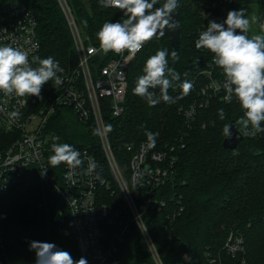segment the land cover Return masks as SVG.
Here are the masks:
<instances>
[{"label":"trees","instance_id":"obj_1","mask_svg":"<svg viewBox=\"0 0 264 264\" xmlns=\"http://www.w3.org/2000/svg\"><path fill=\"white\" fill-rule=\"evenodd\" d=\"M67 1L85 31L84 36L95 44H99L96 33L103 23L123 18L122 11L101 7L100 0ZM7 3L24 4L35 11L41 44L35 56L54 57L64 69L59 74L61 77L77 65L74 39L59 0H0V5ZM178 4L180 47L174 50L170 35L165 34L146 43L137 55L129 69L125 111L111 120L112 147L127 176L131 160L143 142L150 144V152L175 147L170 151L176 157L173 173L156 193L158 199L166 200V205L160 211L151 207L146 215L163 264H211V257H216L218 264H242L243 257L247 264H264V132L255 137L244 135L236 149L227 150L223 146L224 125L230 126L234 121L241 130L236 121L243 113L236 99L226 102L213 98L207 107L198 109L190 124L179 112L182 105L201 100L200 89L209 81L201 72L211 69L213 77H224L213 62V54L197 49L195 41L209 21L223 22L230 10H240V3L239 0H178ZM257 18L259 27L264 22V0H258ZM162 49L168 50L169 66L181 77L169 89V95L180 98L172 104L161 101L150 107L133 94V88L143 74L147 58ZM172 51L179 55L175 63L171 61ZM196 77L197 83L184 94L179 84ZM58 89L54 81L45 83L42 98L35 97L34 102L48 103ZM219 109L225 112L224 120L219 118ZM46 130L59 136L60 142L93 150L107 166L95 127L81 121L73 110L58 108ZM148 132L159 133L155 143L149 141ZM43 183L34 174L0 195V236L8 243L7 264H35V252L30 250L32 241L53 243L69 252L74 260L79 259L69 210ZM181 206L184 209L178 214ZM58 212H62V219H57ZM232 231L244 235L245 253L241 256L232 257L223 250ZM112 264H157L136 225L132 224L125 241L119 245Z\"/></svg>","mask_w":264,"mask_h":264},{"label":"built area","instance_id":"obj_2","mask_svg":"<svg viewBox=\"0 0 264 264\" xmlns=\"http://www.w3.org/2000/svg\"><path fill=\"white\" fill-rule=\"evenodd\" d=\"M59 2L74 39L77 65L61 77L57 92L38 110L32 109L35 96L4 97L0 93V195L19 186L27 176L36 174L52 194L65 202L79 259L86 258L88 264H112L119 245L134 224L154 260L163 264L146 215L151 207L160 211L166 205V200L158 199L156 193L173 173L176 157L170 151L175 147L150 152V144L143 142L131 160L130 175L127 176L115 156L109 132L111 120L125 111L129 69L142 50L134 55L127 51L123 55L111 52L104 55L98 51L99 44L83 36L68 1ZM37 25V15L29 6L19 3L0 5V47H20L29 52L31 61L41 47ZM200 75L209 79L200 89L201 100L179 108L189 124L195 120L198 109L207 107L213 98L226 102L235 99L225 98L224 77H213L211 69ZM190 82L194 87L197 77ZM63 107L73 110L81 121L95 127L107 166L93 150L76 148L81 154L80 166L75 170H70L66 164L51 168L48 163L51 145L63 142L53 140L54 135L46 128L57 109ZM13 111L19 113L15 120L9 117ZM184 146L182 143L181 147ZM93 166L94 170L89 171ZM70 171L73 172L71 176ZM108 197L113 199L112 203ZM183 209L181 206L178 214ZM175 217L176 213L172 218ZM7 246L4 237L0 236V264H7ZM223 250L232 257L244 254V235L232 231ZM210 263L218 264V259L211 257ZM242 264H247L244 257Z\"/></svg>","mask_w":264,"mask_h":264},{"label":"clouds","instance_id":"obj_3","mask_svg":"<svg viewBox=\"0 0 264 264\" xmlns=\"http://www.w3.org/2000/svg\"><path fill=\"white\" fill-rule=\"evenodd\" d=\"M100 4L101 7L117 8L123 13L120 21L105 22L96 33L98 51L104 55L110 52L123 55L125 51L134 55L154 38L163 37L166 30L171 32L178 29V22L174 18L179 7L178 0H164L162 4L160 0H100ZM246 11L230 10L223 22L209 21L195 41V47L213 54V62L222 70L225 78V98L230 100L235 97L243 113L236 124L244 135L255 137L264 132V22L259 23L260 33L250 35L252 22L258 18L253 16L249 19ZM170 57L173 63L179 60L177 51H172ZM63 71L52 56H33L30 61L29 52L20 47H0V93L4 97L42 98L44 84L54 81L59 85V74ZM142 71L143 74L135 82L133 94L148 106L154 107L161 101L172 104L180 98L169 95V89L181 77L169 66L167 49L157 50L148 57ZM179 87L187 94L192 84L184 80ZM218 114L221 120L225 119L223 109H219ZM18 115L15 111L9 113L12 120ZM223 134L230 135L229 125H224ZM158 135L147 133L152 143H155ZM53 140L59 141L60 137L53 136ZM51 150L52 155L48 157L51 168L66 164L70 170H75L82 164L80 152L71 144L53 143ZM92 170L94 166L89 169ZM72 174L70 171L69 175ZM30 250L35 252V264H88L86 258L74 260L69 252L49 242L32 241Z\"/></svg>","mask_w":264,"mask_h":264},{"label":"water","instance_id":"obj_4","mask_svg":"<svg viewBox=\"0 0 264 264\" xmlns=\"http://www.w3.org/2000/svg\"><path fill=\"white\" fill-rule=\"evenodd\" d=\"M174 18L178 20V14L174 13ZM166 34L170 35L171 44L174 50H178L181 44V31L178 25V29L167 32ZM244 139L243 133L236 127L235 122L232 121L230 124V135L226 136L223 141V146L227 150H234L238 147L240 142ZM62 212H58L57 219H62Z\"/></svg>","mask_w":264,"mask_h":264},{"label":"rangeland","instance_id":"obj_5","mask_svg":"<svg viewBox=\"0 0 264 264\" xmlns=\"http://www.w3.org/2000/svg\"><path fill=\"white\" fill-rule=\"evenodd\" d=\"M240 3V9H246V15L249 19H251V17L255 16L257 17V13H258V0H239ZM81 31L83 33V36L85 35V31L83 28H81ZM260 29L258 27V23L257 21H253L252 22V26H251V31H250V35H255L260 33ZM47 104V102L45 103ZM44 104V105H45ZM39 104L38 102H34L32 105V109L34 110H38L39 108H41L42 106ZM63 143H67L65 141H62ZM44 184V183H43ZM47 188V187H46ZM49 190V189H48ZM113 200V199H112ZM109 201V199H108ZM110 202V201H109Z\"/></svg>","mask_w":264,"mask_h":264}]
</instances>
